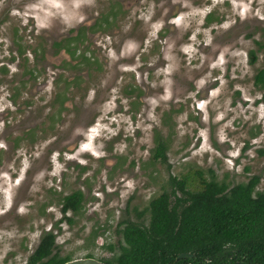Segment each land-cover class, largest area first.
Instances as JSON below:
<instances>
[{
	"label": "clouds",
	"instance_id": "1",
	"mask_svg": "<svg viewBox=\"0 0 264 264\" xmlns=\"http://www.w3.org/2000/svg\"><path fill=\"white\" fill-rule=\"evenodd\" d=\"M13 3L19 4L20 8L12 7L9 15L17 18L22 25H28L31 18L33 23L28 31L34 29V35L55 25L60 26L59 31L67 32L82 23L89 24L91 21L86 10H90L93 16L99 14L96 10L97 0H23V3L13 0ZM5 4L6 0H0V8ZM213 16L215 18L209 21L208 18ZM253 19L264 22V0H136L120 24L119 35L99 36L96 43L103 49L107 67L116 65L121 72L132 73L135 86H139L143 80L149 88L161 91L143 97L139 111L133 113L129 110L130 98L121 94L123 84L130 81L121 75L109 88L103 102L94 104L97 91L108 84V77L105 76L98 84L90 86L83 98V106L94 105L98 113L87 127H72L74 114L71 111L60 113L63 123L53 125L56 133H63L71 127L61 149L50 150L58 135L48 134L31 144L21 140L8 155L9 141L0 137V218L10 212L16 217L27 218L23 227L7 219L0 222V264H27L28 257L49 231L54 236V243L63 246L65 251L83 245V237L92 229L91 221L77 217L75 219L79 223L70 227L62 221V217H73L72 210L67 209L62 213L63 201L50 200L47 193L50 190L67 197L72 191L68 185L73 184L77 176L81 182L88 180L92 185L91 196L98 199L85 204L83 215L87 217L95 212L100 220H104L101 186L111 193L117 191V185H122L118 200L114 199L107 205L108 208H119L138 184L137 180L126 178V175L109 181L108 168L114 163L110 157L137 158L134 171L139 172V160L147 159L152 147V130L161 129V117L171 105H185L172 118L175 134L172 149H178L185 136L190 143L175 156L169 151L166 154L169 164L178 166L194 161L197 167L213 168L218 180L224 172L240 175L243 168L256 159V149L264 146V91L253 90L251 83L232 82L243 81L253 75L247 62V52L253 48V40H260L261 34L257 32L251 39H245V34L240 33L235 40L225 43H220L218 38L230 34L238 22ZM136 21L141 23L145 33L142 41L126 35ZM7 27V23L0 26V33ZM120 37L124 38L121 40ZM25 40L28 44L34 43L27 35ZM114 44L118 47L114 48ZM0 45L2 56L7 57L9 40L6 35H0ZM61 54L64 55L63 52ZM76 54L79 55V50ZM25 56L31 63L30 52L26 51ZM129 58L133 60L132 64L119 63ZM261 59H264V53L257 54V60ZM5 66L9 70V78L18 71L15 63ZM142 68L152 71H137ZM55 74L52 70L47 72L46 86L39 94L43 100L34 97L36 102L46 104L50 100L55 91ZM178 76H183L191 88L185 90L177 87ZM43 79L38 77L37 83ZM237 92L239 99L234 101L233 95ZM9 94L8 85L0 84V113L5 109L12 113L16 111L7 99ZM20 99H28L27 92H22ZM80 102L81 98L77 95L64 107L71 109L73 103ZM50 110L45 108V114ZM21 118L16 115L15 118L9 116L6 120H0V133L6 124L18 123ZM256 126H259L258 134L249 137L248 129ZM137 130L141 133L139 137L134 135ZM19 135V132L12 133L13 137ZM36 135L41 136L40 133ZM117 135H120V140L113 143L110 152L107 151V142ZM197 141L198 146L193 148ZM245 141L250 146L242 155ZM139 145L145 146L143 151ZM225 145L228 147H223ZM129 152L133 154L129 155ZM45 157L47 163L42 164ZM100 161H103V167ZM216 161L220 162L219 167ZM261 165L264 166V161ZM77 166L85 170L79 173ZM260 184L264 185V177ZM75 187L81 193L85 191L83 183H76ZM22 188H26L25 198L18 200ZM259 190L260 185H257L252 193L253 199L255 191ZM151 196L152 192L146 190L144 199L148 200ZM41 206L43 215L39 214ZM115 215L118 217V211ZM57 221H61L59 233L53 227ZM77 228H82L79 238L74 237ZM21 243L24 251L20 250ZM96 243L101 244L103 240L97 239ZM83 254V251L78 253Z\"/></svg>",
	"mask_w": 264,
	"mask_h": 264
},
{
	"label": "rangeland",
	"instance_id": "2",
	"mask_svg": "<svg viewBox=\"0 0 264 264\" xmlns=\"http://www.w3.org/2000/svg\"><path fill=\"white\" fill-rule=\"evenodd\" d=\"M116 0H109V2H115ZM23 3V0H21ZM103 3L104 0H97V3ZM136 0H123L118 4V9L123 11L124 16L119 18L121 22L124 20V17L127 16L128 10L133 6ZM12 7H16L18 10L20 8L19 4H14L13 0H6V4L3 8H0V26L4 24H8L7 29L0 33V35H6L9 40V46L7 51L9 55L7 57L2 56V45H0V84H7L9 97L7 99L10 103H12L16 109L15 113L9 112L7 109L3 113H0V120H6L9 116L15 118L16 115L21 116L22 118L18 123H14L12 125L6 124L2 133H0V137L7 138L9 141V152L8 155H11L12 151L18 145V143L23 140L28 144L33 143L35 140L43 138L48 134H57L58 139L52 145H50L51 149H61L62 142L68 139L69 134L71 132V127L63 133H56L53 125L55 123H63V118L60 116L61 112L67 113L71 111L74 114V119L71 122V126H82L87 127L98 114L95 110L94 105H90L88 107L83 106V98L86 94L87 89L90 86L98 84L99 80L108 77V84L104 89H99L97 91L96 101L94 104L102 103L105 99V95L108 92L109 88L114 85L115 80L119 78L121 75H124L129 79V83L123 84L121 87V94L125 97H129L130 91L133 94H138L139 97L130 98V107L129 110L133 113L139 111L142 106V98L147 95H152L154 93H159L160 89H151L147 84L141 80L142 84L135 86L133 74L130 72H121L116 65H113L111 68L107 67L104 63L106 60L103 51L95 52L92 50L94 47L90 45L86 48L87 51L80 50V55L84 58L88 59L89 62L84 65H80L79 67L72 68L70 64H62L59 66L60 62L65 59V55L61 53L63 51H56L54 47L52 48L53 43L63 42L64 38H59V36L65 37L69 39L70 37L75 35V29H70L67 32H61L59 30H41L39 35H34L33 31H28V27L32 25L33 21L29 18L28 25H22L19 23L17 18H13L9 15V10ZM96 10L100 12L98 9V5ZM88 11V19L93 22L95 20V16L92 15L90 10ZM158 14V13H157ZM215 17H209V21L214 19ZM121 22H116L115 27L111 30V32H117L119 35V27ZM83 24V23H82ZM111 29V28H110ZM259 32L261 34V38L259 41H252L253 48L249 51L255 52L256 61L254 65H250L248 60V64L252 70L253 75L251 77H246L243 81H233L232 83H241L247 85L251 83L252 89L257 90L253 86V76L256 71L262 67L261 60H257V54L262 53L264 49V22H259L255 19L251 21H245L244 23H237L234 28L230 31V34H225L221 36L219 39L220 43H225L231 40H235V38L240 34L244 33L245 39H251V37ZM97 32H83L84 38L89 40L95 36ZM89 34V35H87ZM164 34H169L165 32ZM25 35L31 37L34 40L33 44H28L25 40ZM127 37L134 38L136 40H142L144 38V31L141 27V23L136 21L132 25V29L129 33L126 34ZM174 35V33H171ZM257 44L261 46L258 47ZM115 45V44H114ZM85 50V49H84ZM30 52L32 56V62L29 63L27 57L25 56V52ZM155 51V48H153ZM207 51V50H205ZM248 51V52H249ZM247 52V56H248ZM15 53V55H13ZM88 53L89 55H85ZM64 57V59H63ZM146 59V57H143ZM72 62V60H70ZM94 62H97V67L100 71H96L93 69ZM15 63L18 71L13 73L9 78L8 68L5 66L7 64ZM119 63H123L124 65H130L133 63L131 58L127 60L120 61ZM93 64V65H91ZM258 65V66H257ZM96 66V63H95ZM93 69V70H92ZM49 70L54 71L56 74L53 78V84L55 87V91L52 93L50 100L46 104L38 103L33 98L38 97L39 100H43V96L39 95L43 87L46 86L47 82V72ZM148 71L149 73L152 69H137V71L143 72ZM79 74V77H77ZM83 74H87L86 77ZM38 77H44L43 80H40L37 83ZM151 79V76H149ZM176 86L181 87L183 89H190L191 84L186 81L183 76L176 77ZM231 86V84L229 85ZM142 89H144L142 91ZM260 91V90H259ZM264 91V90H263ZM22 92H27L28 99L21 100L20 95ZM79 95L81 98L80 103H73L71 109H67L64 105L67 102H71L73 97ZM129 95V96H128ZM234 101L239 99V93H234L233 95ZM11 100H14L13 102ZM242 103H247L243 101ZM146 107V106H145ZM185 105H181L177 107L176 105H171L168 111H165L161 117V129L153 128L151 143L152 147L149 149V156L147 159L139 160V172L134 171V167L137 162V158L133 160H127L126 157L123 156H114L110 157L114 160V163L110 168H108V180L112 181L117 177L125 176L126 178H132L138 181L137 187L127 196V198L123 201L122 207L119 208H108L107 205L114 199L118 200V191L120 190L122 185H117V191L114 192H106L104 190L103 185L99 189L104 195V201L101 205V208L104 212V220H100L98 218V214L93 212L91 215L85 217L83 215L84 206L87 202L92 201L96 202L98 198L91 196V187L92 185L85 180L83 182L79 181V176H77L76 181L68 185L72 189L71 193L76 192V183H83L85 185V191L82 194L83 196V209L77 214L73 215V217H66L71 219V223H68L70 227L76 226L79 221L75 219L77 217L83 218L91 221L92 229L89 234L84 239V244L73 248L71 251H65L63 246L56 245V248L53 253H56L58 257L62 258L64 256H70L72 260L76 259H84L87 254H90L95 260H105L108 259L111 254L104 250V245L112 244L115 245L117 241V236L115 231L117 230V225L122 220H130L133 222H140L138 214L142 212L145 208H147L149 202L156 198L162 192H166L169 190V176L175 177L177 180H181L184 177H189L191 180L197 179L198 172L201 173V176L205 179H208L212 174L215 180L219 182L226 183L229 187L235 186L240 183H245L253 176H258L261 180L264 177V166L261 165V162L264 161V146L256 149V159L246 165L243 168V171L240 175H235L234 173L224 172L221 178L218 180L215 171L211 167L200 168L197 167L193 162H189L183 165H173L168 162V155H166L167 163L161 164L158 161L153 159V151L158 142H163L166 146V154L171 151L172 155L175 156L177 153L183 148L188 147L190 140L187 136H185L179 146L178 149L173 150L172 144L175 139L174 134V122L173 116L176 115L179 111L183 110ZM45 108L51 109L47 114H45ZM119 111V108H117ZM133 119L135 117L133 116ZM192 119V117H189ZM13 132H19L20 135L18 137H13ZM259 132V126H256L254 129H248L249 137H254ZM40 133L41 136L38 137L36 134ZM135 136L139 137L141 133L137 130L134 133ZM120 140V135L114 137L111 141L107 142L106 150L111 151L113 143ZM199 141H197L194 147L198 146ZM250 145L247 141L244 143V147L241 149V154L248 149ZM141 151L144 149V145L138 146ZM223 147H228L227 145ZM66 150V149H62ZM132 152H129V155H132ZM187 154V153H185ZM238 162V161H237ZM42 164H46V157L41 162ZM217 166L219 167L220 162L216 161ZM100 165L103 167V161H100ZM85 169L79 168L77 166V171L82 173ZM98 172V170H97ZM251 173V175H248ZM207 177V178H206ZM260 189L257 192L264 193V185L259 184ZM146 190L152 192V196L145 200L144 196L146 194ZM26 188H22L17 196L18 200H22L25 198ZM70 193V194H71ZM47 196L50 200L60 202L62 200V196L60 194L54 193L49 190ZM118 211V217L115 213ZM40 215H43V206L40 208ZM143 223L146 224L148 221V215L145 214L142 217ZM11 220L20 227L27 222V218H20L13 215L12 212L7 214L5 217L0 218V222L3 220ZM65 222V220L62 219ZM109 221H112L109 223ZM61 221H57L53 227L56 228L57 232H60L58 225ZM51 233V231H49ZM82 232V228H77V231L74 233L75 238H79ZM96 232L97 236L94 241L93 235ZM107 233V235H105ZM97 239H102L103 243L97 244ZM66 243H70L66 242ZM20 250L24 251L23 243L20 245ZM83 251V255H78L79 252ZM12 253L9 254L11 256Z\"/></svg>",
	"mask_w": 264,
	"mask_h": 264
},
{
	"label": "trees",
	"instance_id": "3",
	"mask_svg": "<svg viewBox=\"0 0 264 264\" xmlns=\"http://www.w3.org/2000/svg\"><path fill=\"white\" fill-rule=\"evenodd\" d=\"M209 19V18H208ZM260 47V44H257ZM264 53V49L263 52ZM255 52H248L254 65ZM253 76V86L264 90V59ZM153 159L167 163L166 146L158 142ZM169 190L152 199L138 214L140 222L122 220L117 225L115 245L106 244L111 254L104 264H264V193L255 191L259 177L229 187L198 172L197 179L169 176ZM63 213L77 215L83 209V196L76 191L62 198ZM148 221L143 223V216ZM67 223L70 218L62 217ZM97 234L93 235L95 240ZM54 236L43 235L27 264H64L70 256L58 257ZM181 254L192 255L179 259ZM85 258L93 259L90 254ZM98 261V260H97Z\"/></svg>",
	"mask_w": 264,
	"mask_h": 264
},
{
	"label": "flooded vegetation",
	"instance_id": "4",
	"mask_svg": "<svg viewBox=\"0 0 264 264\" xmlns=\"http://www.w3.org/2000/svg\"><path fill=\"white\" fill-rule=\"evenodd\" d=\"M123 0H116L115 2H109V0H104L103 3L98 2V9L99 14L95 17V20L89 24H81L78 28L75 29V35L70 37L69 39H66L65 37L59 36V38H64L63 42L53 43L52 48L56 51H63L64 55L67 56V59H64L60 62L59 66L62 64H70L72 68L79 67L80 65H84L85 62L88 63L89 60L84 58L82 55H80V50L84 53V51H87L86 47L93 45L94 47L92 50H95V52L103 51L101 47L96 43V40L99 38V36L103 35H109L110 37L113 35H117V32H111V30L115 27V23L121 22L119 18H122L124 16L123 11H120L118 9V4L121 3ZM59 25H55L52 30H59ZM111 28V29H110ZM83 32H97L95 36L89 40H86L84 38ZM89 35V34H87ZM124 37H120L122 40ZM142 41V40H141ZM114 48L118 47V45H112ZM85 49V50H84ZM77 50H79V55H77ZM72 60V62L70 61ZM96 63V66H95ZM104 63L106 64V60H104ZM93 65V64H91ZM94 70L100 71L97 67V62H94ZM92 69V70H93ZM84 77L87 76V74H83ZM79 77V74L78 76ZM141 85L145 86V84L141 82ZM130 95V96H129ZM128 96L130 98L132 97H139V95L133 94V92L130 91V94ZM12 102L14 100H11ZM192 257V255H191ZM190 257V258H191ZM178 258V257H177ZM190 258H183V259H190ZM179 260V259H177Z\"/></svg>",
	"mask_w": 264,
	"mask_h": 264
},
{
	"label": "water",
	"instance_id": "5",
	"mask_svg": "<svg viewBox=\"0 0 264 264\" xmlns=\"http://www.w3.org/2000/svg\"><path fill=\"white\" fill-rule=\"evenodd\" d=\"M190 257H191V255H189V254H181L178 256L177 259L190 258ZM64 264H104V263L97 261L95 259L84 258V259L71 260V261H68Z\"/></svg>",
	"mask_w": 264,
	"mask_h": 264
}]
</instances>
